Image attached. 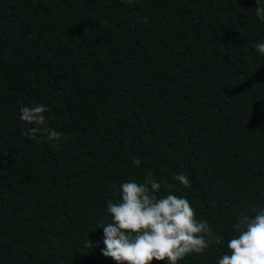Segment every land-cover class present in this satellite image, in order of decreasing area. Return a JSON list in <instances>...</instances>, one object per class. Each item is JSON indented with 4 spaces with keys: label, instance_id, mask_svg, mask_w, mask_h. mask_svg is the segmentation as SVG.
I'll use <instances>...</instances> for the list:
<instances>
[{
    "label": "trees",
    "instance_id": "1",
    "mask_svg": "<svg viewBox=\"0 0 264 264\" xmlns=\"http://www.w3.org/2000/svg\"><path fill=\"white\" fill-rule=\"evenodd\" d=\"M255 7L0 0V264H115L95 225L122 183L149 172L167 182L159 195L186 197L224 237L178 264H217L232 225L264 208V56L253 47L264 22ZM37 104L62 133L59 147L22 135L31 126L19 110ZM181 172L190 188L174 179Z\"/></svg>",
    "mask_w": 264,
    "mask_h": 264
},
{
    "label": "clouds",
    "instance_id": "2",
    "mask_svg": "<svg viewBox=\"0 0 264 264\" xmlns=\"http://www.w3.org/2000/svg\"><path fill=\"white\" fill-rule=\"evenodd\" d=\"M255 15L264 22L262 0H256ZM253 47L264 56V40L254 42ZM19 111L21 121L31 126L22 135L32 140L44 137L54 147L61 145L62 133L45 126L44 113L49 111L46 105L23 106ZM133 164L139 165V158L134 157ZM174 179L185 188L191 187L182 172ZM162 186L167 182L162 185L151 172L143 182L130 180L120 185L119 200L107 202L108 219L95 225L96 229L103 228L104 257L115 264H152L153 260L178 264L188 255L223 245L224 237L206 219L197 218L186 197L159 195ZM254 211V216L242 214L232 225L236 235L227 240V252L217 264H264V208ZM85 246L93 245L87 240Z\"/></svg>",
    "mask_w": 264,
    "mask_h": 264
}]
</instances>
